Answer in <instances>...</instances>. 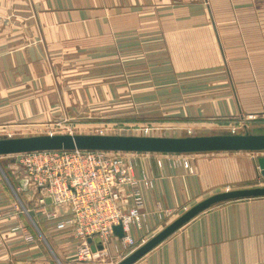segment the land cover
Returning <instances> with one entry per match:
<instances>
[{
	"label": "crops",
	"instance_id": "1",
	"mask_svg": "<svg viewBox=\"0 0 264 264\" xmlns=\"http://www.w3.org/2000/svg\"><path fill=\"white\" fill-rule=\"evenodd\" d=\"M121 46L144 51V97L175 102L181 117H248L247 126L264 129V0H0V133L49 125L70 112L74 98L112 96L82 79L73 86L71 69L59 67L87 51ZM182 155H192L194 170ZM259 156L264 151L173 154L164 167L155 154L143 157L154 186L144 191L142 222L131 235L140 243L214 193L262 185ZM6 172L0 264H83L70 232L45 219V241L31 231L17 201L23 195L32 208L28 183L24 190L13 163ZM18 223L31 229L34 242L10 229ZM126 255L112 237L89 264ZM133 264H264V196L209 207Z\"/></svg>",
	"mask_w": 264,
	"mask_h": 264
},
{
	"label": "built area",
	"instance_id": "2",
	"mask_svg": "<svg viewBox=\"0 0 264 264\" xmlns=\"http://www.w3.org/2000/svg\"><path fill=\"white\" fill-rule=\"evenodd\" d=\"M243 126L248 130L247 124ZM231 132L238 130L233 128ZM151 153L156 155L159 167L173 162L172 153L98 149L34 150L12 155L18 161L13 163L17 174L27 180L30 204L36 214L55 229L70 232L78 242L77 260L89 264L95 252L88 237H99L106 247L116 237L115 225L123 226L124 237L116 238L122 241L127 255L146 241L137 243L130 232L132 226L141 225L144 191L154 186L143 159ZM183 164L192 170L190 163ZM32 208L22 204L18 209L29 215ZM10 229L21 232L29 243L36 240L23 223Z\"/></svg>",
	"mask_w": 264,
	"mask_h": 264
},
{
	"label": "rangeland",
	"instance_id": "3",
	"mask_svg": "<svg viewBox=\"0 0 264 264\" xmlns=\"http://www.w3.org/2000/svg\"><path fill=\"white\" fill-rule=\"evenodd\" d=\"M127 41L128 39L125 37L124 42ZM144 55L143 50L128 49L126 46H121L120 49L116 50L87 51L84 55L85 58L74 57L77 58V62L69 67L67 65L59 67L60 70L71 69L70 78H72L73 86H79L82 79L88 88L102 89L107 93L113 91L114 94L109 97L84 98L80 99L81 101L74 98L72 99L73 105L69 108L70 112L65 110V116L60 113L61 115H58L49 125L25 130V132H16L13 136L47 133L182 136L230 133L233 128L237 129L238 132L247 131L244 130L243 124H248V117H228V119H208L200 116L198 118L181 117L171 108L175 102L171 105L170 102H162L159 98L144 97L142 76L145 67L143 61L139 60L144 58ZM68 74L66 72V76ZM251 123L253 122L251 121ZM190 128L192 132L188 133ZM248 130L261 132L264 129L258 130L254 125L249 124ZM0 137H7V134L0 133ZM182 157H184L183 163L188 162L191 165L192 155H182ZM10 163L18 164L15 155L0 156V178L4 184H6V180L2 176L3 173H7V166ZM191 167L194 170L192 165ZM262 185H264V181H262ZM18 197V203L20 200L26 205V200L22 198L24 196L18 195ZM31 213H33V216L30 215L31 218L25 213L23 214L32 229L30 230L45 241L46 238L43 239L42 237L44 231L41 221L44 217L37 215L34 211ZM32 222L35 224L33 225ZM49 246L53 249L50 243ZM49 246L47 248L51 250Z\"/></svg>",
	"mask_w": 264,
	"mask_h": 264
},
{
	"label": "water",
	"instance_id": "4",
	"mask_svg": "<svg viewBox=\"0 0 264 264\" xmlns=\"http://www.w3.org/2000/svg\"><path fill=\"white\" fill-rule=\"evenodd\" d=\"M57 149H98L172 154L237 150L260 152L264 151V130L261 132L247 130L245 132L182 136L47 133L0 137V156L34 150ZM257 163L260 169L259 174L264 179V156H259ZM20 183L23 189L26 190L27 180L21 179ZM260 196H264V185L214 193L187 209L116 264H133L196 215L215 204ZM47 201L50 202L51 200L48 199ZM113 233L116 237L123 238L125 232L122 224L115 225ZM87 240L91 244L93 252L105 249V245L99 237H88Z\"/></svg>",
	"mask_w": 264,
	"mask_h": 264
}]
</instances>
